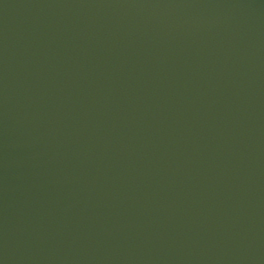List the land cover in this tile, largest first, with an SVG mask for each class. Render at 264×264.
<instances>
[{"label":"water","instance_id":"water-1","mask_svg":"<svg viewBox=\"0 0 264 264\" xmlns=\"http://www.w3.org/2000/svg\"><path fill=\"white\" fill-rule=\"evenodd\" d=\"M0 264H264V0H0Z\"/></svg>","mask_w":264,"mask_h":264}]
</instances>
